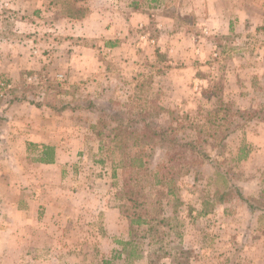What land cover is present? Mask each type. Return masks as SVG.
Returning <instances> with one entry per match:
<instances>
[{
	"label": "rangeland",
	"instance_id": "1",
	"mask_svg": "<svg viewBox=\"0 0 264 264\" xmlns=\"http://www.w3.org/2000/svg\"><path fill=\"white\" fill-rule=\"evenodd\" d=\"M130 1L0 0V177L54 192L21 219L51 244L0 238V264H264V0H164L144 20ZM95 108L131 132L144 116L210 160L118 143ZM29 131L60 140L57 168L38 165ZM136 205L150 224H130Z\"/></svg>",
	"mask_w": 264,
	"mask_h": 264
},
{
	"label": "crops",
	"instance_id": "2",
	"mask_svg": "<svg viewBox=\"0 0 264 264\" xmlns=\"http://www.w3.org/2000/svg\"><path fill=\"white\" fill-rule=\"evenodd\" d=\"M116 1V0H114ZM145 1V0H144ZM147 5L149 6L148 10H144L143 8H140L142 5L141 0H132L130 1V8L129 13L137 18L145 19V17L150 18V14L152 17H158L163 14V11H155L154 7L156 6L164 7V0H147ZM151 11V12H149ZM119 13L115 11V14H112L113 20H124L127 21L129 19L128 14ZM29 134L32 136L30 138V141L34 144H42L41 147H52L55 149V156H54V162L49 164H42L40 161L38 164L41 167L45 168H57L61 164V150L63 148V145H61L60 140L54 139L52 134H39L38 132H32L29 131ZM29 142V141H28ZM25 145V144H24ZM21 144L18 143V145H14V148L20 149ZM25 147V146H24ZM38 161V160H37ZM68 191L61 192L59 191L60 196H66ZM88 194L94 196L96 193L89 192ZM29 198V203H27L24 198ZM54 198V192L51 190H42L33 188L25 190L22 189L19 182H17V185H12V188L9 186H6L5 179L0 177V238H11L15 241L21 239V232L22 230H28V244L30 246L36 247V246H48L51 244L53 238L47 229V227L44 229V236H40L41 230L40 227L42 225H37V221L33 217L30 218V221H22L21 219L24 218L26 215H35L39 210L40 207L42 209H46L47 212L53 209L51 200ZM56 198V197H55ZM37 201L39 202L38 207H36ZM62 205L63 203L60 201L58 202ZM56 203V204H58ZM58 204V205H59ZM95 208H99L98 212H105V215L108 217L109 215L115 214L118 212L117 209L112 208H104L103 206H95ZM116 211V212H115ZM32 213V214H31ZM12 216V217H11ZM45 226V225H44ZM43 228V227H42ZM116 228V233H118L117 226L114 224H108L105 229H108L110 232H112V229ZM1 242V241H0ZM36 251V249H35ZM33 252L30 253V255L26 256V259L29 262H37L38 258L35 257ZM46 257V256H45ZM47 257L44 259H39V261H46Z\"/></svg>",
	"mask_w": 264,
	"mask_h": 264
},
{
	"label": "trees",
	"instance_id": "3",
	"mask_svg": "<svg viewBox=\"0 0 264 264\" xmlns=\"http://www.w3.org/2000/svg\"><path fill=\"white\" fill-rule=\"evenodd\" d=\"M89 109H93L94 106L92 103L89 104ZM66 109V107L62 108V110ZM95 111L98 113V118L100 125L106 126L107 121L112 122V125L114 128H112V132L114 133V139L116 142H121L123 139H126L128 137L133 136L138 139L140 135L144 136L145 138L149 139L150 141L154 142L155 144H160L162 146H169L167 147V154L170 153L172 150L178 151V155H180L182 158L187 157L188 153H191L193 156L204 158L205 160H210V156L200 149L197 145L193 144L192 142H183L179 140L176 135L169 134L168 131H165L160 127V125L157 122H151L146 119V117H142L140 120L133 121L129 120V123H141L142 128L141 131H135L131 132L129 125H127L126 121L121 119V117L117 114L112 113V115H107L105 112V109H96ZM137 125V124H136ZM96 130V127H95ZM103 132L100 131L98 134L101 135ZM44 150L41 153L39 157V161L41 163H53L54 162V148L48 146L43 147ZM174 157H170L169 161L173 162ZM134 163L140 162L139 159H133ZM143 165L141 164V167ZM162 181H158V185H161ZM237 195L240 198H244V196L241 194V192L237 189ZM169 194H172V189L169 190ZM134 200V201H133ZM131 199L135 205V199ZM249 208L251 210L255 209V206L251 203L248 204ZM137 205L134 208L133 213H129V211H125L126 217L130 220V224L132 226H142L147 225L151 223L150 217H145L144 213H141V211H138L136 209ZM147 216V215H146ZM162 222V221H161Z\"/></svg>",
	"mask_w": 264,
	"mask_h": 264
}]
</instances>
